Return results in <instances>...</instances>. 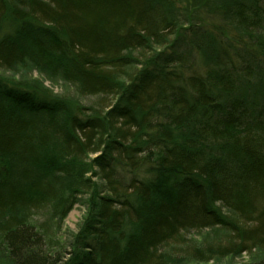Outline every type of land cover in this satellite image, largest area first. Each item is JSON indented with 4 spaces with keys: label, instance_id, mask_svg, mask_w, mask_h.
<instances>
[{
    "label": "trees",
    "instance_id": "trees-1",
    "mask_svg": "<svg viewBox=\"0 0 264 264\" xmlns=\"http://www.w3.org/2000/svg\"><path fill=\"white\" fill-rule=\"evenodd\" d=\"M0 264H264V0H0Z\"/></svg>",
    "mask_w": 264,
    "mask_h": 264
},
{
    "label": "rangeland",
    "instance_id": "rangeland-1",
    "mask_svg": "<svg viewBox=\"0 0 264 264\" xmlns=\"http://www.w3.org/2000/svg\"><path fill=\"white\" fill-rule=\"evenodd\" d=\"M31 77L33 78H39L43 81V84L53 90L54 93H61L68 89V87L64 86V83L58 82L57 84H51L48 80L44 78L43 75H40L37 72L30 73ZM88 102V100H86ZM83 209L81 207H74L73 210L68 214L66 219L64 220L61 228V234L63 237L68 236V234L75 232L77 230L78 224L80 223L82 217H83ZM38 217L41 219L43 218V212L38 213ZM246 259V257H241L238 259V261L243 262Z\"/></svg>",
    "mask_w": 264,
    "mask_h": 264
},
{
    "label": "bare ground",
    "instance_id": "bare-ground-1",
    "mask_svg": "<svg viewBox=\"0 0 264 264\" xmlns=\"http://www.w3.org/2000/svg\"><path fill=\"white\" fill-rule=\"evenodd\" d=\"M39 215V214H38Z\"/></svg>",
    "mask_w": 264,
    "mask_h": 264
}]
</instances>
